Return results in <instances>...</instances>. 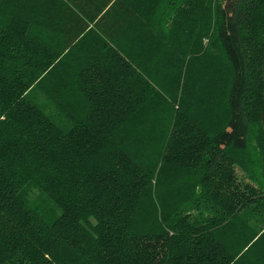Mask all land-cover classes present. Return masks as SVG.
<instances>
[{
    "label": "trees",
    "instance_id": "1",
    "mask_svg": "<svg viewBox=\"0 0 264 264\" xmlns=\"http://www.w3.org/2000/svg\"><path fill=\"white\" fill-rule=\"evenodd\" d=\"M0 264H264V0H0Z\"/></svg>",
    "mask_w": 264,
    "mask_h": 264
},
{
    "label": "rangeland",
    "instance_id": "2",
    "mask_svg": "<svg viewBox=\"0 0 264 264\" xmlns=\"http://www.w3.org/2000/svg\"><path fill=\"white\" fill-rule=\"evenodd\" d=\"M206 45L208 46L207 49H212V47H210L207 44V41H206ZM199 48L200 49L203 48V44L202 46H198L196 49H199ZM190 51H191V48L187 46L185 48V56H187L190 53ZM212 52H216V50L212 49ZM170 70L171 69H169L168 72ZM164 77L165 76L162 77V81H163L162 83L165 82V80H163ZM176 83H177L176 80L174 81L171 80V83L169 84L167 89L169 91L174 90ZM220 87H221V83L215 89H213V87L207 88V86H205V84L202 82L201 87H200L201 90H200V94L198 95L197 102L188 101L185 103L184 101V103L181 102V105L183 107H186L187 109L186 105L189 104L190 106L189 111L193 113H224L223 102H222V88ZM171 107L174 108V101L172 102Z\"/></svg>",
    "mask_w": 264,
    "mask_h": 264
}]
</instances>
